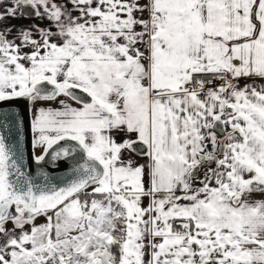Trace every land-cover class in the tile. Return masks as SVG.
I'll use <instances>...</instances> for the list:
<instances>
[{
  "label": "snow or ice",
  "instance_id": "6c2138e0",
  "mask_svg": "<svg viewBox=\"0 0 264 264\" xmlns=\"http://www.w3.org/2000/svg\"><path fill=\"white\" fill-rule=\"evenodd\" d=\"M0 264H264V0H0Z\"/></svg>",
  "mask_w": 264,
  "mask_h": 264
},
{
  "label": "crops",
  "instance_id": "0c3cea01",
  "mask_svg": "<svg viewBox=\"0 0 264 264\" xmlns=\"http://www.w3.org/2000/svg\"><path fill=\"white\" fill-rule=\"evenodd\" d=\"M14 23H23V24H27L28 21H15Z\"/></svg>",
  "mask_w": 264,
  "mask_h": 264
}]
</instances>
